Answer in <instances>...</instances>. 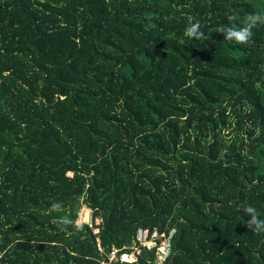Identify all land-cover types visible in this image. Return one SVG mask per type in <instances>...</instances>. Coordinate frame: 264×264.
I'll return each mask as SVG.
<instances>
[{"label":"trees","instance_id":"1","mask_svg":"<svg viewBox=\"0 0 264 264\" xmlns=\"http://www.w3.org/2000/svg\"><path fill=\"white\" fill-rule=\"evenodd\" d=\"M253 12L264 0H0V264H103L154 226L175 229L166 264H264L241 211L264 218V24L246 45L216 31ZM84 207L91 225L62 230Z\"/></svg>","mask_w":264,"mask_h":264},{"label":"clouds","instance_id":"2","mask_svg":"<svg viewBox=\"0 0 264 264\" xmlns=\"http://www.w3.org/2000/svg\"><path fill=\"white\" fill-rule=\"evenodd\" d=\"M228 20L230 22L229 25L218 27L216 29L217 33L223 34L224 40L246 45L253 36V29L258 24H264V13H249L239 25L237 24V17L233 14L228 16ZM184 36L196 40H200L204 37V32L201 31V24L198 20L194 21L192 17L188 18V26L184 30ZM61 206L60 202H53L51 204V210L59 211ZM241 211L250 217V219L246 221V227L256 234H264V218H261L257 209L252 205H245L241 208ZM59 224L62 226V230L68 225H72L76 230L83 229L82 216L78 217L75 221L64 217L59 221Z\"/></svg>","mask_w":264,"mask_h":264},{"label":"built area","instance_id":"3","mask_svg":"<svg viewBox=\"0 0 264 264\" xmlns=\"http://www.w3.org/2000/svg\"><path fill=\"white\" fill-rule=\"evenodd\" d=\"M91 225V213L87 221ZM93 232L97 233L98 228H93ZM175 233V229L172 228L168 232L160 231L158 227H138L135 231L133 240L131 242V250H124L122 248L112 246L108 251L107 260H102L103 264H110L112 261H120L125 263H133L137 259V254L140 251V247H146L148 249L155 250V261L154 264H166L168 257L170 256L172 249V240ZM98 249H103L99 245Z\"/></svg>","mask_w":264,"mask_h":264},{"label":"bare ground","instance_id":"4","mask_svg":"<svg viewBox=\"0 0 264 264\" xmlns=\"http://www.w3.org/2000/svg\"><path fill=\"white\" fill-rule=\"evenodd\" d=\"M84 209L85 210H84L83 214H85V216L82 217L83 222L87 221L88 216H89V210L87 208H85V207H84Z\"/></svg>","mask_w":264,"mask_h":264},{"label":"rangeland","instance_id":"5","mask_svg":"<svg viewBox=\"0 0 264 264\" xmlns=\"http://www.w3.org/2000/svg\"><path fill=\"white\" fill-rule=\"evenodd\" d=\"M84 210H85V209H84ZM89 212H90V210H89ZM83 216H85V214H82V217H83Z\"/></svg>","mask_w":264,"mask_h":264}]
</instances>
